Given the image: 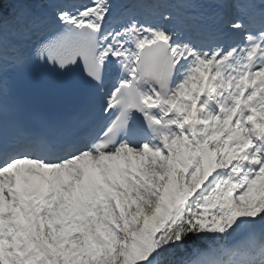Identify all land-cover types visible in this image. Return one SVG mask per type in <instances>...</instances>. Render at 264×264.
Masks as SVG:
<instances>
[{
    "label": "snow or ice",
    "instance_id": "snow-or-ice-1",
    "mask_svg": "<svg viewBox=\"0 0 264 264\" xmlns=\"http://www.w3.org/2000/svg\"><path fill=\"white\" fill-rule=\"evenodd\" d=\"M153 2L0 0V264H264V0Z\"/></svg>",
    "mask_w": 264,
    "mask_h": 264
},
{
    "label": "rangeland",
    "instance_id": "rangeland-1",
    "mask_svg": "<svg viewBox=\"0 0 264 264\" xmlns=\"http://www.w3.org/2000/svg\"><path fill=\"white\" fill-rule=\"evenodd\" d=\"M165 1L171 4V8L172 6H174V8H179L184 4V0H165Z\"/></svg>",
    "mask_w": 264,
    "mask_h": 264
},
{
    "label": "trees",
    "instance_id": "trees-1",
    "mask_svg": "<svg viewBox=\"0 0 264 264\" xmlns=\"http://www.w3.org/2000/svg\"><path fill=\"white\" fill-rule=\"evenodd\" d=\"M201 247H203V245H201Z\"/></svg>",
    "mask_w": 264,
    "mask_h": 264
}]
</instances>
